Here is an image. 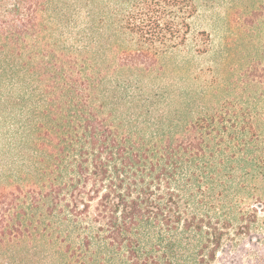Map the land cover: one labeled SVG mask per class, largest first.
Segmentation results:
<instances>
[{"label": "trees", "instance_id": "16d2710c", "mask_svg": "<svg viewBox=\"0 0 264 264\" xmlns=\"http://www.w3.org/2000/svg\"><path fill=\"white\" fill-rule=\"evenodd\" d=\"M198 12L196 0H0V264H68L60 244L87 190L132 264L156 259L133 245L152 225L208 235L200 264L227 248L264 181V110L218 69L194 70L214 51L194 34ZM263 14L264 1L247 17Z\"/></svg>", "mask_w": 264, "mask_h": 264}, {"label": "rangeland", "instance_id": "374dc122", "mask_svg": "<svg viewBox=\"0 0 264 264\" xmlns=\"http://www.w3.org/2000/svg\"><path fill=\"white\" fill-rule=\"evenodd\" d=\"M196 1L199 12L192 19L194 34H210L214 51L198 58L194 70L203 69L210 78L212 72L209 69H218L224 82H230L233 97H244L245 103L252 105L255 99L264 110V14L256 16L252 23L247 17L249 8L259 7L264 0ZM235 172L238 177H244L247 170L237 169ZM87 192L83 198L90 204L89 211L82 215V222L74 223L78 230L73 236L60 244L64 248L71 247L65 256L66 262L132 264L127 252L128 243L113 244L106 232L101 231V228H107L104 225L107 219L98 217L100 198L89 201ZM250 193L253 198L250 207H245L247 212L238 210L233 217L225 241L227 248L223 252L218 251L217 258L206 264H264V181L252 186ZM257 204H262V207L259 209ZM59 216L58 222L64 224L65 216L74 219L68 212ZM241 226L248 227L246 233H239ZM150 232L140 247L133 245L141 250L139 256L143 258L153 254L156 257L154 262L158 257L161 262L166 260L170 264H200L201 251L204 250L206 256L212 245L208 235L200 237L195 229L187 231L180 224L152 225Z\"/></svg>", "mask_w": 264, "mask_h": 264}, {"label": "water", "instance_id": "95a60500", "mask_svg": "<svg viewBox=\"0 0 264 264\" xmlns=\"http://www.w3.org/2000/svg\"><path fill=\"white\" fill-rule=\"evenodd\" d=\"M257 207L260 209L262 207V204H257Z\"/></svg>", "mask_w": 264, "mask_h": 264}]
</instances>
